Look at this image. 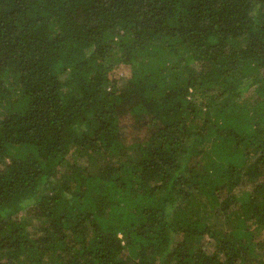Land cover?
Returning <instances> with one entry per match:
<instances>
[{
    "label": "trees",
    "instance_id": "1",
    "mask_svg": "<svg viewBox=\"0 0 264 264\" xmlns=\"http://www.w3.org/2000/svg\"><path fill=\"white\" fill-rule=\"evenodd\" d=\"M0 264H264V0H0Z\"/></svg>",
    "mask_w": 264,
    "mask_h": 264
}]
</instances>
